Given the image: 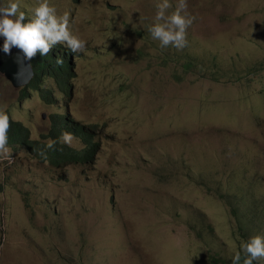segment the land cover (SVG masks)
Wrapping results in <instances>:
<instances>
[{"label":"rangeland","instance_id":"1","mask_svg":"<svg viewBox=\"0 0 264 264\" xmlns=\"http://www.w3.org/2000/svg\"><path fill=\"white\" fill-rule=\"evenodd\" d=\"M12 2L30 19L39 0ZM161 2L48 0L87 41L70 57V94L49 77L52 104L30 89L19 106L22 90L0 75V109L31 138L67 105L99 142L92 162L61 167L10 147L0 264H232L244 241L264 237V0H187L196 19L182 50L148 32ZM211 57L218 80L202 76L198 60Z\"/></svg>","mask_w":264,"mask_h":264},{"label":"clouds","instance_id":"2","mask_svg":"<svg viewBox=\"0 0 264 264\" xmlns=\"http://www.w3.org/2000/svg\"><path fill=\"white\" fill-rule=\"evenodd\" d=\"M171 7L172 4L169 3V0H162L156 5L155 22L148 26V32L154 40L159 41L162 48L171 45L177 50H182L187 46V29L196 17L187 13V0H177L175 11L167 14V9ZM32 13L33 15L29 19L25 12L20 10L19 3L12 2V0L6 6L0 7V41L3 44V52L10 54L11 49L16 48L17 53L22 55V58L18 57V62L21 64L23 61L28 62L27 67H31L32 70L28 82L23 83L20 74L24 68H21L17 75L18 81L22 83L19 85H14L12 80L4 75V72H0V75L14 88L22 90L18 94L17 104L19 106L25 99L31 97L30 89L35 91L44 102L52 104L51 90L43 88V82L47 81L49 77L65 93L70 94L72 86L70 81L74 76L70 57L74 56V53L85 52L87 43L86 40L69 31L70 13L65 12L62 16H57L56 9L49 5L48 0H39L38 5L32 9ZM48 53L55 57L58 64L63 62L61 57L69 59L72 75L66 87H60L56 79L49 73L38 75L37 68L32 66L34 59L39 58L40 55L46 56ZM180 57L184 58L183 64L187 60L191 63L192 68L188 71L192 72L196 62L192 63L193 59L182 53ZM214 59L211 57L206 61L197 60L205 64L203 77L218 80L224 76V73L220 72ZM39 62L42 61L34 63ZM43 63L47 64L45 61ZM32 81H37L38 84L33 85ZM41 118H45V113L41 114ZM51 119L48 130L41 133L39 138L33 139L30 137V130L26 125L15 120L10 111L0 109V163L12 162L11 146L25 147L40 162L47 161L52 166L61 167L70 163L92 162L97 150L92 155L90 142H98L93 138L97 133L96 126L85 125L75 120L67 105L64 106L63 113H55ZM76 123L83 128H79ZM74 136L81 140L83 144L81 148L71 147L75 139ZM241 253L244 256L243 264H253L254 261L264 258V237L256 235L244 241L240 246V251L231 257L232 264H240Z\"/></svg>","mask_w":264,"mask_h":264},{"label":"trees","instance_id":"3","mask_svg":"<svg viewBox=\"0 0 264 264\" xmlns=\"http://www.w3.org/2000/svg\"><path fill=\"white\" fill-rule=\"evenodd\" d=\"M61 60L63 62L58 64L55 60V57L52 56L50 53H48V55H46V56L40 55L39 58L34 59L32 61V66L34 68H37L38 75H41L42 73H49V75H52L56 79V82L60 85V87H66V84L69 83V78L72 75V72L70 70V61L67 57L66 58L61 57ZM35 61H42V62L35 64L34 63ZM43 61H45L47 64L43 63ZM193 62H195V61L192 60V63ZM183 68L185 71H188V70H191L192 65L187 60V62H185L183 64ZM31 83L33 85L38 84L37 81H32ZM69 86H70V84H69ZM78 127L83 128V126H79V125H78ZM97 148H98V142L97 143H91L90 142V152H92V155L95 153ZM232 207H231V212H232V214L235 215V211ZM243 258H244L243 253H241L240 264H243ZM210 259L212 260V262L214 264L218 263V260L215 257L211 256Z\"/></svg>","mask_w":264,"mask_h":264},{"label":"water","instance_id":"4","mask_svg":"<svg viewBox=\"0 0 264 264\" xmlns=\"http://www.w3.org/2000/svg\"><path fill=\"white\" fill-rule=\"evenodd\" d=\"M2 45L0 41V72H4V75L10 78L14 85H19L22 83L18 81L17 75L21 68H24L20 74V78L23 83L28 82V79L32 75L31 67H27L29 63L26 61H23V64L18 62V57L22 58V55L17 53L16 48H12L10 54H5L2 50Z\"/></svg>","mask_w":264,"mask_h":264}]
</instances>
